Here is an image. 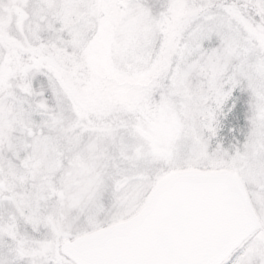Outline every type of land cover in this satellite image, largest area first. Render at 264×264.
Returning a JSON list of instances; mask_svg holds the SVG:
<instances>
[{
    "label": "snow or ice",
    "instance_id": "obj_1",
    "mask_svg": "<svg viewBox=\"0 0 264 264\" xmlns=\"http://www.w3.org/2000/svg\"><path fill=\"white\" fill-rule=\"evenodd\" d=\"M0 264H264V0H0Z\"/></svg>",
    "mask_w": 264,
    "mask_h": 264
}]
</instances>
